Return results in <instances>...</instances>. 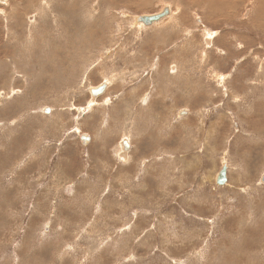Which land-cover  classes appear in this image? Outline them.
I'll return each mask as SVG.
<instances>
[{
    "label": "rangeland",
    "instance_id": "374dc122",
    "mask_svg": "<svg viewBox=\"0 0 264 264\" xmlns=\"http://www.w3.org/2000/svg\"><path fill=\"white\" fill-rule=\"evenodd\" d=\"M119 1L0 0V264H264L261 0Z\"/></svg>",
    "mask_w": 264,
    "mask_h": 264
},
{
    "label": "bare ground",
    "instance_id": "6f19581e",
    "mask_svg": "<svg viewBox=\"0 0 264 264\" xmlns=\"http://www.w3.org/2000/svg\"><path fill=\"white\" fill-rule=\"evenodd\" d=\"M77 1V0H76ZM121 1V0H120ZM119 1V2H120ZM123 1V0H122ZM121 1V2H122ZM197 1V0H196ZM201 2H203L204 4H205V7L209 10V11H215V12H217V13H222L223 11H226V12H229V13H231V11H232V2L234 1V0H200ZM73 2V1H72ZM75 2V1H74ZM73 2V3H74ZM115 2V1H114ZM131 2V1H130ZM138 2V1H137ZM142 2V1H141ZM261 4H259L258 6H257V9H255L256 11H257V13L259 12V14H257L259 17V21H257L256 19V24L258 25L257 26V29L259 30V31H261L262 33H264V21H263V19H262V16L264 17V1L263 0H261V1H259ZM259 2H257V4L259 3ZM72 3V4H73ZM134 3V2H133ZM140 3V2H139ZM143 3V2H142ZM129 4V3H128ZM203 4V5H204ZM237 4H238V2H237ZM136 6H138V5H136ZM139 6H141L140 4H139ZM145 6V5H144ZM169 6V5H168ZM168 6H166L168 9H169V11H170V14H169V16H171L172 14H171V9L168 7ZM234 7V6H233ZM72 8V7H71ZM236 8V7H235ZM46 9V8H45ZM69 9V8H68ZM163 9V8H162ZM161 9V10H162ZM88 10V9H87ZM93 11V10H92ZM182 11V10H181ZM255 11V12H256ZM160 12V11H159ZM159 12H157V13H159ZM176 12V11H175ZM68 14V13H67ZM178 14V13H177ZM255 14V15H256ZM89 15V14H88ZM93 15V14H92ZM150 15H152V14H150ZM230 15V14H229ZM229 15H228V17L227 18H229ZM69 16V15H68ZM89 16H91V15H89ZM168 16V17H169ZM167 17V18H168ZM174 17H177L176 15L174 16ZM231 17V16H230ZM136 18V17H135ZM173 18V17H172ZM179 18V17H178ZM256 18H257V16H256ZM90 19V18H89ZM165 19V18H164ZM163 19V20H164ZM171 19V18H170ZM72 20V19H71ZM163 20H161V21H163ZM175 20H177V19H175ZM89 21V20H88ZM160 21V22H161ZM92 22V21H91ZM160 22H158V23H160ZM95 23V22H94ZM91 24V23H90ZM157 24V23H156ZM167 24V23H166ZM170 24V23H169ZM169 24H167V25H169ZM54 25H55V23H54ZM142 25V24H141ZM155 25V24H154ZM153 25V26H154ZM56 26V25H55ZM67 26V25H66ZM73 26V25H72ZM84 26V25H83ZM144 26V25H143ZM159 26V25H158ZM161 26V25H160ZM172 26V25H171ZM62 27H64V26H62ZM69 27V26H68ZM71 27V26H70ZM137 27V26H136ZM138 27H140V26H138ZM166 27V26H165ZM164 27V28H165ZM174 27V26H173ZM182 27V26H181ZM102 28V27H101ZM106 28V27H105ZM147 28V27H146ZM64 29V28H63ZM79 29V28H78ZM140 29V28H139ZM141 29H142V27H141ZM145 29V28H144ZM157 29H158V27H157ZM161 29H163V28H161ZM171 29V28H170ZM174 29V28H173ZM263 29V30H262ZM62 30V29H61ZM101 30V29H100ZM159 30V29H158ZM166 30V29H165ZM104 31V30H103ZM154 31V30H153ZM161 31H163V30H161ZM204 31V30H203ZM67 32V31H66ZM89 32H90V25H89ZM158 32V31H157ZM165 32V31H164ZM155 33V32H154ZM161 33H163V32H161ZM166 33V32H165ZM169 33V32H168ZM187 33V32H186ZM67 34V33H66ZM86 34H87V32H86ZM89 34V33H88ZM195 34V33H194ZM156 35V34H155ZM79 36V35H78ZM86 36V35H85ZM89 36V35H88ZM166 36V35H165ZM164 36V37H165ZM167 36H168V34H167ZM83 37V36H82ZM101 37V36H100ZM160 37H163V36H161L160 35ZM212 37H213V35H212ZM95 38V37H94ZM84 39V38H83ZM162 39V38H161ZM82 40V39H81ZM86 40V39H85ZM164 40V39H163ZM204 40H207V39H204ZM41 41V40H40ZM236 42V41H235ZM83 43V42H82ZM85 43H87V42H85ZM81 45H83V44H81ZM85 45V44H84ZM83 45V46H84ZM88 45V44H87ZM90 45H91V41H90ZM89 45V46H90ZM83 46H82V48H83ZM103 46V45H102ZM55 48V47H54ZM153 48V47H152ZM77 49V48H76ZM79 49V48H78ZM77 49V50H78ZM187 50V49H186ZM79 51V50H78ZM81 52V51H80ZM108 52V51H107ZM83 54V53H82ZM85 56V55H84ZM77 58V57H76ZM80 58H82V57H80ZM84 58V57H83ZM82 60V59H81ZM85 60V59H84ZM133 60V59H132ZM89 62V61H88ZM135 63V62H134ZM60 66V65H59ZM263 66V65H262ZM172 68V67H171ZM262 68V67H261ZM135 69V68H134ZM141 71V70H140ZM210 71V70H209ZM208 71V72H209ZM213 71V70H212ZM71 72V71H70ZM172 73V72H171ZM235 81L237 82L238 81V77L235 79ZM259 84V83H258ZM234 85H232V87H233ZM253 87H254V85H253ZM262 87V86H261ZM260 87V88H261ZM264 87V86H263ZM236 89H238V87L236 86ZM260 90V89H259ZM252 91H253V88H252ZM264 91V90H263ZM105 92H106V90H105ZM104 92V93H105ZM255 93H256V91H254ZM254 93V94H255ZM253 94V93H252ZM253 94V95H254ZM148 97V96H147ZM145 99H147V98H144L143 99V102L145 101ZM91 100V99H90ZM142 100V99H141ZM106 103V102H105ZM150 103H148V104H146L147 106L149 105ZM141 107V106H140ZM145 107V106H144ZM149 108H150V106H149ZM133 109V108H132ZM145 110H146V108H145ZM143 111V110H142ZM147 111V110H146ZM136 116V115H135ZM137 117V116H136ZM140 118V117H139ZM142 118V117H141ZM138 122V121H137ZM121 152V151H120ZM120 155V154H119Z\"/></svg>",
    "mask_w": 264,
    "mask_h": 264
},
{
    "label": "water",
    "instance_id": "95a60500",
    "mask_svg": "<svg viewBox=\"0 0 264 264\" xmlns=\"http://www.w3.org/2000/svg\"><path fill=\"white\" fill-rule=\"evenodd\" d=\"M169 14H170L169 9L167 7H165L159 13H156L153 15L138 16L135 18V21L137 23L144 25V26H151V25H154V24L160 22L164 18L168 17ZM104 88H105V85H102L101 87L94 90V93H102ZM87 139H88L87 136L82 137L83 141H86ZM121 145H122V152L120 153V157L124 158L125 153L129 148V145H128L127 141H125V140L122 141ZM261 181L264 183V174L262 175ZM225 183H226V166L223 165L222 170L219 172V174L216 177V184L222 186Z\"/></svg>",
    "mask_w": 264,
    "mask_h": 264
}]
</instances>
